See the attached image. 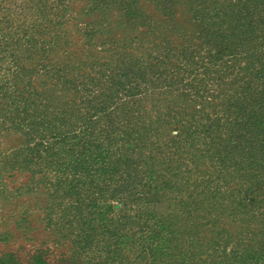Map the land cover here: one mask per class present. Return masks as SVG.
I'll return each mask as SVG.
<instances>
[{
  "label": "rangeland",
  "instance_id": "obj_1",
  "mask_svg": "<svg viewBox=\"0 0 264 264\" xmlns=\"http://www.w3.org/2000/svg\"><path fill=\"white\" fill-rule=\"evenodd\" d=\"M4 262L264 264V0H0Z\"/></svg>",
  "mask_w": 264,
  "mask_h": 264
},
{
  "label": "trees",
  "instance_id": "obj_2",
  "mask_svg": "<svg viewBox=\"0 0 264 264\" xmlns=\"http://www.w3.org/2000/svg\"><path fill=\"white\" fill-rule=\"evenodd\" d=\"M15 59V58H14ZM16 60V59H15ZM170 80H172V78H170ZM27 101H25L24 103H26ZM3 264H6L5 262ZM8 264V263H7Z\"/></svg>",
  "mask_w": 264,
  "mask_h": 264
}]
</instances>
